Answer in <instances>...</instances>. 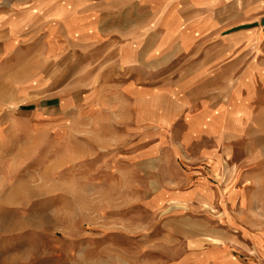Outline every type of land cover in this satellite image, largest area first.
Returning <instances> with one entry per match:
<instances>
[{
    "label": "rangeland",
    "instance_id": "1",
    "mask_svg": "<svg viewBox=\"0 0 264 264\" xmlns=\"http://www.w3.org/2000/svg\"><path fill=\"white\" fill-rule=\"evenodd\" d=\"M67 5L100 28L143 16L136 0H0V264H264V85L217 145L179 114L151 128L131 85L179 101L184 57L119 69L68 32Z\"/></svg>",
    "mask_w": 264,
    "mask_h": 264
},
{
    "label": "crops",
    "instance_id": "2",
    "mask_svg": "<svg viewBox=\"0 0 264 264\" xmlns=\"http://www.w3.org/2000/svg\"><path fill=\"white\" fill-rule=\"evenodd\" d=\"M66 7L65 17L73 18L79 32L75 33V25L68 26L64 17L55 19L62 20L82 44L103 40L106 50L115 51L119 69L147 65L150 70L155 60H170L172 52L184 57L185 85L179 86V101H168L170 93L163 90L159 109L155 97L160 92L154 86L142 93L131 85L134 89L130 92L145 104L146 123L151 128L168 129L172 114H179L186 130L217 145L216 137L232 135L234 127L247 117L252 91L264 85V0H136V11L143 13L141 20L132 11L129 26L108 21L101 28L90 21L80 23L74 15L75 6ZM192 262L250 264L227 254L217 257L207 253Z\"/></svg>",
    "mask_w": 264,
    "mask_h": 264
}]
</instances>
